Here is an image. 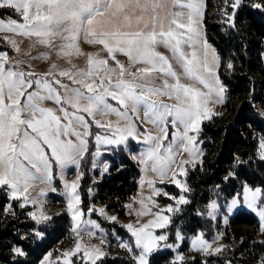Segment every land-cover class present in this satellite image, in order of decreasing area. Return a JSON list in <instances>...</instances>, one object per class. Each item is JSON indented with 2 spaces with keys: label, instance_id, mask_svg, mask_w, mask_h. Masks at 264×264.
Instances as JSON below:
<instances>
[{
  "label": "snow or ice",
  "instance_id": "6c2138e0",
  "mask_svg": "<svg viewBox=\"0 0 264 264\" xmlns=\"http://www.w3.org/2000/svg\"><path fill=\"white\" fill-rule=\"evenodd\" d=\"M223 3L224 22L231 28H236L245 8L264 12V0L251 5L247 0ZM205 7V0H0V32L11 34L2 39L23 54L14 59L0 49V191L10 201L0 211L15 215L12 202H19V208L30 203L35 208L39 197L47 193L42 189L32 197L30 189L41 184L56 192L52 185L58 175L73 219L78 221L74 231L79 236L84 215L77 206L82 169L87 164L103 175L112 166L107 157L125 153L143 166L140 184L149 194L135 201L140 205L137 223L126 226L133 241L121 246L132 252L139 249L138 264H149L148 257L160 249L161 242L164 247L179 248L167 243V231L157 234L155 229H168L182 209L172 204L161 208L159 198L177 205L191 201L161 186L190 191L189 172L203 162L198 147L202 123L218 115L214 105L224 103L226 92L220 56L202 30ZM15 37L31 41L30 48L37 54L25 52ZM34 60L48 67L37 70L31 64ZM227 68L233 64L229 62ZM129 141L142 149L133 154ZM258 148L264 161V137ZM73 170L76 180L68 181ZM236 176L230 171L224 180ZM224 191L217 192L200 214L215 219ZM240 205L258 212L264 222V188L242 184L228 209ZM104 211L100 209L102 215ZM27 215L38 223L51 219L44 214L43 204L38 212ZM85 224L100 228L96 221ZM175 239H185L179 227ZM213 242L200 233L192 247L208 255L222 251L213 248ZM82 243L62 253V264H76L77 256L81 264H97L105 256L101 247ZM13 252L26 255L22 248ZM176 261L183 264L184 257L177 255ZM259 264H264V257Z\"/></svg>",
  "mask_w": 264,
  "mask_h": 264
},
{
  "label": "trees",
  "instance_id": "16d2710c",
  "mask_svg": "<svg viewBox=\"0 0 264 264\" xmlns=\"http://www.w3.org/2000/svg\"><path fill=\"white\" fill-rule=\"evenodd\" d=\"M247 4L251 5L252 0H247ZM224 6L223 0H206L204 28L208 42L220 56L219 72L226 86L225 112L203 123L199 135L205 151L203 162L191 169L187 177L190 191L186 197L191 202L181 207L171 226L173 232L177 227L183 233L201 230L207 238L214 236V222L200 213L204 212L211 199L217 198V192L225 189L220 193L219 202L222 205L227 197L231 198L240 190L243 182L251 187L264 188V161L260 159L258 148V136L264 137V112L261 109L264 105V65L261 60L264 52V12L245 8L237 17L236 28H231L224 22ZM0 49H3L2 44ZM229 62L233 64L231 69L227 68ZM108 159L112 166L108 176L96 183L99 189L97 198L115 200L108 207L124 209L123 204L137 189L140 171L128 154L118 152ZM238 160L243 163H238ZM82 171L84 175L79 190L86 206L92 184L90 165L86 164ZM230 171L236 172L237 176L225 182L224 177ZM162 187L181 194L171 184ZM7 203L8 198L0 191V209ZM14 209L15 215L0 211V264H38L49 250L67 237L69 215L61 212L38 223L26 215V208L19 210L15 206ZM256 221V217L244 210L232 219L233 224L254 225ZM37 232L42 235H37ZM243 247L240 246L241 249ZM13 248H22L26 255H16ZM170 257L171 253H155L150 262L155 264L158 259L168 260ZM215 258L238 264L232 255ZM97 264L134 262L122 256H104Z\"/></svg>",
  "mask_w": 264,
  "mask_h": 264
},
{
  "label": "rangeland",
  "instance_id": "374dc122",
  "mask_svg": "<svg viewBox=\"0 0 264 264\" xmlns=\"http://www.w3.org/2000/svg\"><path fill=\"white\" fill-rule=\"evenodd\" d=\"M254 2H259V0H252V3ZM205 5H206V0H205ZM205 11H206V7L204 9V12ZM202 30H203V34L206 36L205 28H204V20H203ZM4 35H11V34L0 32V44H2L3 50H7L9 52V55L12 56L14 59H20L23 54L17 53L11 50V45L2 39ZM15 39L18 41L20 46L25 50V52L30 51L33 53V55L37 54L36 49L30 48L31 41L21 38V37H15ZM84 47L88 51L92 50L87 45H85ZM263 47H264V43H263ZM120 58L122 60L124 59L123 57H120ZM261 60L264 65V52L261 55ZM79 63L83 64V60H80ZM31 64L37 70H43L48 67L47 63L41 60L31 61ZM220 78H221V75H220ZM224 95H225L224 103L214 105V111L215 113H218V115L213 116L212 119H214L215 117L219 115H222L225 112L226 92ZM261 109L264 112V105L263 107H261ZM212 119L205 120L203 123L209 122ZM203 123H202V127H203ZM258 137L260 139L263 136L259 135ZM129 145L133 149V154L141 150L143 147L142 145H138L134 141H129ZM198 147L202 149L203 157H204L205 151L203 149L202 141L200 144H198ZM129 157L133 161L136 162V160L132 158V155H129ZM137 166L140 171V175L137 180V189L131 195V197L123 204L124 209L108 207V205L111 202H116L115 200L111 201V199L103 200V199L97 198L99 189H98V186H96V183L101 181L105 176H108V174L110 173V169L107 173H104L103 175H101L100 171L98 170L93 171L91 169L90 181L92 182V184L89 188L90 200L88 203H86V206L83 205L79 188L77 190L81 198V202L77 206L84 213V215L81 217L79 221L80 223V230H79L80 235L79 236L77 235V232L74 231L78 221L73 219V211L69 209L68 207L69 198L66 194V190L63 187V181L59 179L58 175L56 179L53 181V185H52L57 189L56 192H52L49 187L45 185H41V184H38L34 188L30 189V195L32 197H37L42 189L47 193V195L39 197L37 201V206L35 208L30 203L29 206L26 208L28 210V211L26 210V215L30 211L38 212L40 204H43L44 214L49 216L50 218L53 215L61 213V212H66L70 218V229H69V233L67 237L63 239L61 242H59L56 246H54L51 250H49L42 257V259L39 261L38 264H62V260L60 259L62 253L65 251L74 250L75 244L80 240H82L83 242L82 246L83 244H87V245H96V246L101 247L102 251L105 252V256H111V257L122 256L134 262V264H138V260L136 259V253L139 252V249H136L135 252H132V251H128L127 249L121 246L122 243L131 244L133 241V238L131 237V233L128 231L126 226L128 224L135 225L137 223L135 213L137 210H139L140 205L138 202H135V201H138L141 195L147 196L149 194V189L142 188L140 184L141 179L144 176V173L142 171L143 166L138 163H137ZM76 176H77V173L75 170H73L71 174L67 176V180L68 181L76 180ZM81 181L82 180H80L79 182V186L81 184ZM242 184L249 185L246 182H243ZM165 190L171 195L178 196V194H174L168 191V189L166 188ZM1 192L4 193L3 191ZM181 194L186 195V193H181ZM9 202L10 201L8 200V203ZM230 202H231V198L227 197L226 201L222 204V208L220 212L217 214L216 218L213 219L214 236L212 238H207L204 236L207 240L214 241L212 243L213 248L221 247L222 251H220L219 253H215L213 255H208L205 252L197 250V248H193L192 240L194 239L196 235L202 233L201 230H198L195 233H183L182 232L185 239L182 242L177 241L175 239V232H173L171 229L172 225H170L169 228L166 230L155 229V231L157 234H159L162 231H167L168 237H169L167 243L168 244H179V248H175V247L167 248L163 246L164 242H161L160 249L157 251H154L148 257L149 264H151L150 262L151 256L155 253H161V254L171 253V257L168 260H165L163 258L161 260L158 259L157 261H155V264H173V262L176 261L177 255H182L184 257L183 264H190V262H193V261H194L193 264H230L231 261L228 259L218 260L217 258H215L217 256L222 257L225 255L227 256L232 255L234 260L238 264H259V259L261 257H264V243H262V241H264V233H262L261 231L262 223L264 222L260 220L258 212L247 208V206L245 205H240V206H237L236 208L229 210L228 204H230ZM12 203H13V207L16 206L19 210L24 209V208H19L17 206L19 202H12ZM159 203H160L161 208L166 207L169 204H172L174 207H180V208L183 206V205H177L175 201L169 200L164 197L159 198ZM129 204L133 205L131 209H129L128 207ZM91 208H95L96 211L89 212L88 210ZM101 208L105 209L103 215L100 213ZM241 210L250 212V214L256 217L257 219L256 223L254 225H249L246 223H234L233 224L232 219ZM5 214L8 215L12 213L5 212ZM110 217H116L117 219L115 221H112L109 219ZM149 218L151 217H144L141 219L146 220ZM88 220L96 221L100 225V228H92L91 225H86L85 222ZM86 227L91 232H93L95 235L89 236L88 232L85 230ZM101 240L104 241L103 244H101ZM240 246H244V247L241 249ZM74 259L76 260V264H81L79 256L75 257ZM176 264H181V262L176 261Z\"/></svg>",
  "mask_w": 264,
  "mask_h": 264
}]
</instances>
